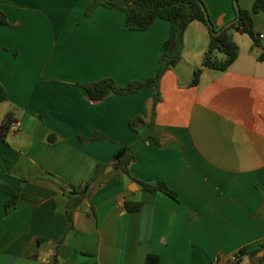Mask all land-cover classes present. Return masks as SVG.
Instances as JSON below:
<instances>
[{"label":"crops","instance_id":"crops-1","mask_svg":"<svg viewBox=\"0 0 264 264\" xmlns=\"http://www.w3.org/2000/svg\"><path fill=\"white\" fill-rule=\"evenodd\" d=\"M202 1L216 29L234 20L231 0ZM91 2L0 0L9 23L0 24V82L8 96L0 125L7 113L17 124L0 136V264H146L149 254L158 264H226L245 248L244 264H264V60L257 58L264 12L253 15L257 47L230 32L239 55L225 71L201 66L209 33L190 22L181 61L201 69L197 84H189L192 77L180 84L174 69L160 81V143H141L129 172L164 182L177 200L111 168L70 222L66 187L78 188L97 163L133 143L128 121L154 93L91 103L80 84L111 77L125 86L152 77L170 28L158 19L148 30H129L121 11L99 6L87 16ZM253 3L238 0L244 10ZM94 132L108 140L79 142ZM126 201L140 202V210L127 211Z\"/></svg>","mask_w":264,"mask_h":264},{"label":"trees","instance_id":"trees-1","mask_svg":"<svg viewBox=\"0 0 264 264\" xmlns=\"http://www.w3.org/2000/svg\"><path fill=\"white\" fill-rule=\"evenodd\" d=\"M235 12V18L229 24L216 29L209 17L205 4L202 0H105L98 2L92 0L86 9L87 16L93 14V11L103 6L108 10H117L125 13V24L129 30L145 31L150 29L156 20H166L169 23V34L167 39L162 44V51L158 57V67L155 74L144 80H134L127 83L125 86H119L111 77L102 78L98 81L80 84L81 88L88 94V100L91 103L101 102L110 94L114 95H129L139 93L146 90H154L152 99L148 104L144 113L135 115L128 121L131 131L136 133V138L133 143L122 145L110 162L97 163L93 175L78 188L67 186L65 194L69 198L66 205V213L70 222L74 212L80 208L81 203L87 198L92 190L101 186L104 182L99 179L104 174V169L107 166H112L114 169L120 170L131 181L138 184L142 190L156 194H163L177 200L176 193L171 190L164 182L150 184L143 180L136 179L131 176L129 166L135 158L137 147L151 139L156 144L160 143V136L155 130V113L157 104L161 100L159 89L160 81L163 75L175 68L181 61V51L183 48V36L188 24L192 21L201 22L208 30L209 41L204 52L202 67L218 71L227 70L237 59L239 55V47L231 38V31L234 30L239 34L246 35L254 47L258 46V38L253 30V15L264 12V0H254L251 10H244L238 5V0H231ZM237 3L235 8L234 3ZM7 16L0 11V24L8 25ZM259 60H264V51L257 57ZM201 69H196L189 82L191 85H196ZM6 90L0 82V103L7 100ZM13 122L12 114L7 113L0 125L1 139L7 137L9 126ZM79 142L87 143L96 140L107 141L99 132H94L90 138L82 136L77 137ZM53 137L49 136L48 141H53ZM16 196L9 199L6 204V210L9 211L15 206ZM125 208L129 212L139 211L141 203H131L126 201ZM247 249H241L240 255L246 254ZM250 257H255L250 254ZM252 258V257H251ZM252 260V264H254ZM159 257L149 254L146 258V264H158Z\"/></svg>","mask_w":264,"mask_h":264},{"label":"water","instance_id":"water-1","mask_svg":"<svg viewBox=\"0 0 264 264\" xmlns=\"http://www.w3.org/2000/svg\"><path fill=\"white\" fill-rule=\"evenodd\" d=\"M98 2H104L105 0H97ZM235 8H237V3H234ZM174 73L178 77V82L180 84H184L188 79H190L193 76L194 68L192 66H189L185 64L183 61H180L174 68ZM112 167H108L104 170L103 176L100 177L99 181H103L105 178V175L111 169Z\"/></svg>","mask_w":264,"mask_h":264},{"label":"built area","instance_id":"built-area-1","mask_svg":"<svg viewBox=\"0 0 264 264\" xmlns=\"http://www.w3.org/2000/svg\"><path fill=\"white\" fill-rule=\"evenodd\" d=\"M263 36L261 35L260 38H262ZM17 129V124L15 122H12L9 126V130L11 131H14ZM45 262H47V264L50 263V259L48 258H45L44 259ZM220 261V258L217 257L215 259V262H218ZM224 261L226 262V264H244L243 261H242V255H240L238 252H235V253H232V254H229L227 255L225 258H224Z\"/></svg>","mask_w":264,"mask_h":264}]
</instances>
